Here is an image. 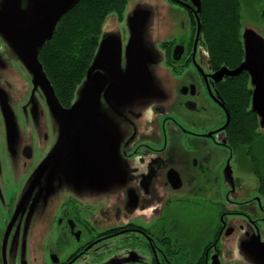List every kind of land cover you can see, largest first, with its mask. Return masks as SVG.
Listing matches in <instances>:
<instances>
[{
    "label": "rangeland",
    "instance_id": "1",
    "mask_svg": "<svg viewBox=\"0 0 264 264\" xmlns=\"http://www.w3.org/2000/svg\"><path fill=\"white\" fill-rule=\"evenodd\" d=\"M18 1L0 0V45L3 48L0 51V197L5 203L3 210L0 209V229H27L25 239L30 237L32 242L25 246L18 240L16 246H9L10 240L6 239L14 262L46 264L43 256L46 236L44 233L36 234L34 230L37 229L34 227L54 223L59 208L68 202V199L81 201L94 208L95 212L91 217L97 220L110 221L123 216L117 201L109 199L110 195L104 189L93 185V177L98 176L93 175L99 167L97 157L106 155L107 150L119 154L118 147L128 127L127 105L129 106L131 98H137L125 96L127 89L136 88L134 85H147L148 82L153 85L154 82L158 86L156 93L147 95L151 100L141 101L147 104L148 116L151 105L164 107L166 115L176 116L174 110L181 102L178 89L183 84H188V79L186 75L173 76L165 67L161 45L172 40L180 42L191 35V29L181 2L127 0L121 17L113 13L104 19L94 56L60 122L49 115L44 101L39 98L38 88L34 87L38 79L33 74L35 71L29 67V59L26 58L28 50L22 45H17L15 34L18 29L27 30L33 40L30 43L40 46L50 31L56 29V19L73 5L75 0H26V8H22ZM186 2L198 10V0ZM239 4L244 62H255L257 56L260 58L255 70L262 81L263 98L259 104L257 94L253 93L250 108L257 109L256 102L261 107L258 123L261 133H264V24L260 18L264 0H239ZM194 39L195 46L202 53L201 66L204 68L207 59L204 39L198 38L197 33ZM250 88L255 91L253 82H250ZM85 90L87 94L84 97L82 94ZM215 99L216 103H222L220 111H226L225 103L221 102L219 97ZM201 115L203 117L198 116L197 119L203 122L204 126H195L193 118H196V115H188L183 110L178 111L177 117H188L187 123L179 117L180 124L195 135L204 133L206 139L208 138L205 141L211 143V135L214 133L212 130L215 128L212 121L216 117L208 113ZM218 120L220 117H217L215 122ZM57 144L61 147L58 148ZM73 150L79 156L77 160L71 154ZM238 157L242 156L238 154ZM45 161L48 162L45 164L43 179L39 177L38 171ZM239 163L240 170H237L234 168L235 164L226 160L219 161L209 176H216L219 182L223 183L218 189L220 193L225 192V189L234 193L233 200L240 210L250 205L261 206L263 200L258 193L257 179L252 169L243 157ZM187 174L197 179L193 171ZM36 176L40 183L35 186L32 196L23 203L22 195L27 186L23 189L21 180L26 177L29 184L35 181ZM68 178L73 180L67 183ZM15 181L21 182V185L15 194L14 203L11 204V191L5 189ZM48 182L51 191H47ZM199 188L203 189V185L184 186L177 190L175 193L185 195L184 201L172 206L170 211L172 219L184 229L180 232L185 239L199 240L200 244L207 239V229L212 216L207 211L205 202L199 198ZM102 205H105V210ZM4 209L11 211L10 218L4 217ZM146 213L149 212L135 216L146 219ZM4 220L8 221L7 225ZM137 222L141 224L139 220ZM240 227L241 230L235 227L232 235L222 240L230 243L234 239L239 241L237 245L241 249L235 252V257L226 260V250L223 260H215L213 257L210 264H264V222L257 229L248 228L243 223H240ZM256 238L258 240H255ZM42 241L43 243H38ZM225 242L220 244L222 248L232 246ZM124 255L125 253L121 254ZM117 258L119 254L110 258V263H115Z\"/></svg>",
    "mask_w": 264,
    "mask_h": 264
},
{
    "label": "flooded vegetation",
    "instance_id": "2",
    "mask_svg": "<svg viewBox=\"0 0 264 264\" xmlns=\"http://www.w3.org/2000/svg\"><path fill=\"white\" fill-rule=\"evenodd\" d=\"M172 1L182 3L191 29V35L180 42L172 40L161 45L165 67L173 76L186 75L188 79V84H183L178 89L181 102L174 110L176 116L166 115L164 107L157 105L150 106L148 116L147 107L141 102L145 98L141 97L135 103L130 100L126 116L128 127L118 147L119 155L112 157L110 161H102L98 173L99 185L101 184V188L110 195L109 199L117 201L123 216L110 221L97 220L91 217L95 212L94 208L81 201L68 199V202L59 208L54 223L34 227L37 229L34 230L36 234L44 233L46 236V249L43 253L46 264H210L213 257L215 260H223L224 256H227L226 260L232 259L235 252L241 249L237 245L239 241L235 239L231 243L222 241L224 237L232 235L235 227L241 230L240 223L257 229L264 222V201L261 206L250 205L240 210L233 200L234 193L227 189L220 193L218 189L223 183L219 182L218 177L209 176L219 161L231 162L235 164L234 168L240 170L238 165L242 157H238V153L229 145L226 136L229 124H226L227 116L219 109L222 103L215 102V98L219 97L217 87L225 84V79L223 77L214 81V76L219 70L210 67L208 57L206 66H201L202 53L195 46L194 39L198 28L196 18L191 16L194 17L196 10L190 7L186 0ZM18 4H21L22 8L27 7L26 0H19ZM197 37L202 38L200 31ZM2 50L0 45V51ZM38 95L41 97L40 91ZM125 97L129 98L128 95ZM177 110L196 115V118H193L195 126H204V123L197 119L198 116L203 117V113L213 114L215 120L220 117L218 122L212 121L215 128L212 130L214 133L211 135V143L205 141L208 138L206 139L204 133L199 136L185 129L180 124L179 117L184 123L188 122V117H177ZM170 170L177 172L179 176L180 186L175 190L167 181ZM190 171L195 173L198 181L187 174ZM21 181L22 185L21 182L15 181L5 189L11 191V204L15 201V194L20 185L24 189L28 184L26 177ZM199 185H203V189L198 190L199 198L205 202L207 211L212 216L207 229V239L200 242L201 245L199 240L185 239L180 232L184 229L172 219L170 211L172 206L184 201L185 195L175 193L177 190L184 186ZM86 194L85 196L89 197ZM130 196L137 206L134 210L130 206ZM73 198L75 199L74 194ZM3 206L5 203L0 197L1 210ZM102 206L105 210V205ZM7 210L3 211L6 218L11 216V211L8 210V213ZM145 212H149L145 214L146 219L141 216L138 218ZM6 221L4 220V223L7 225ZM25 230L27 229L24 227L0 229V264H17L18 261L14 262L7 248L6 239L10 240L9 246H16L17 240L25 246L32 242L30 237L25 239L28 233ZM223 242L232 246L222 248L220 244ZM224 251L226 254L223 256ZM123 253L125 255L121 256ZM117 254L119 258L115 263H110L109 259Z\"/></svg>",
    "mask_w": 264,
    "mask_h": 264
},
{
    "label": "trees",
    "instance_id": "3",
    "mask_svg": "<svg viewBox=\"0 0 264 264\" xmlns=\"http://www.w3.org/2000/svg\"><path fill=\"white\" fill-rule=\"evenodd\" d=\"M76 1L57 21L51 38L42 45L38 54L39 64L63 108L70 106L77 86L84 79L104 19L113 13L121 17L127 2ZM199 6L200 35L204 39L210 67L214 70L237 69L244 62L239 0H199ZM260 18L264 24V6ZM224 79L226 83L217 87V93L229 114L227 140L234 152L247 160L257 179L260 198L264 201V133L259 132L258 118L250 108L251 80L245 72Z\"/></svg>",
    "mask_w": 264,
    "mask_h": 264
},
{
    "label": "water",
    "instance_id": "4",
    "mask_svg": "<svg viewBox=\"0 0 264 264\" xmlns=\"http://www.w3.org/2000/svg\"><path fill=\"white\" fill-rule=\"evenodd\" d=\"M76 2L77 1L75 0V3ZM198 6H199V0H198ZM70 7L68 9L64 10L62 12V14H60V16L56 19V23L60 19V17L66 11H68L70 9ZM199 10H200V6L198 7V10L194 12V17L196 18V25H197L196 28H198L197 29V34L200 31L199 18L197 17V14H198ZM53 32H54V30L50 31V34L46 37L44 43L51 38V36H52L51 34ZM29 34H30V32L27 31V30L18 29L17 33L15 34L16 43H17V45L19 44V45H22V46L26 47V49L28 50V52H27L28 55H26V58L29 59V62H28L29 67H31L30 69L35 71V72H33V74L36 77V79H38V82L35 83L37 85V87H36V85L34 86L35 89L38 88L37 90L40 91V93H41V97L39 95L38 96L40 97L41 100L43 99V101H44V103H45V105L47 107V110L49 111V115H52L53 117H55L56 119H58L61 122L62 121V116H63V114H64L66 109L63 108L60 105L59 101L56 99L55 94H54V89H52L48 79H46V76L44 74L43 68L41 67V64H39V61H38V54H39L40 48L42 47V45L44 43L41 44L40 46H38V45L35 46V45L31 44L30 41L33 42V40L29 36ZM31 45L34 46L35 49ZM256 58L257 59H256L255 62H248V63L243 62L240 66L237 67V69H234V70H228L227 68L226 69L225 68L219 69V72H217L215 74V76H214V81L215 82L219 81L223 77H231V78L237 77V75H240L241 73L245 72V73L249 74V77H250V80H251L250 82L251 83L253 82L254 85H255V91L256 92L254 90L252 91V89H251V91H252L251 99L253 97V93H255V95L257 94L256 96L258 97V102L260 104L261 100L263 98V93L261 91L262 81L260 80V78H259V76H258V74H257V72L255 70V66H257L259 64V62H260V58L258 56ZM88 72H90V70H88ZM88 72H87V74H88ZM91 83L92 84L94 83V79L91 81ZM155 84L156 83L153 82V85H152L151 82H150V84L148 82L147 85L142 84V83H140L139 85H134L133 87L136 86V88L127 89V94L126 95H128L129 97H138L137 99L136 98H131L130 99V100H134L133 103H135L136 101H138L141 98L140 95L144 96L145 99L148 100L150 98H148L147 95L148 94L151 95L153 92L156 93V90L158 89V86L155 85ZM86 94H87V91L85 90V93L83 92L82 96L85 97ZM258 102H256V107L258 106L257 109H252L251 108L252 112H254L256 114L257 118H258V115H259L258 113L261 112V109H260L261 107L259 106V104H257ZM146 103H147V101H146ZM145 106H146V104H145ZM225 114L227 116L226 124H228L229 123V114H227L226 112H225ZM260 129H261V127H260V124H259V132H261ZM65 133H67V132H65ZM65 133L64 134L62 133V135H65ZM56 146L58 148L61 147V145H59V144H57ZM106 152H107L106 155H99L97 157L99 167H98V171L96 173H94L93 175H98V173L100 172V166H101L102 161H107V160L110 161V159H112V157L116 158V156L119 155L117 153L113 154V153L109 152L108 150ZM71 154H73L75 160H77V158L79 157L76 154L75 150H73ZM47 162L48 161H45V163L42 165V167L38 171L39 177H41L43 179L45 178V164ZM68 175H70V174H68ZM71 179L73 180V178H68L67 183H69ZM167 181L170 183V185L172 186V188L174 190L177 189L178 186H180L179 185L180 184L179 176H178L177 172H175V171L170 170L168 172ZM98 182H99V175L97 177H93V185L94 186L98 185L99 187H101V184L99 185ZM39 183H40V179L37 177L35 179V181L30 182L28 185H26L27 186L26 187V191L24 192V195H22V198L24 200L23 203H25L27 201V199H29L32 196V194L34 193V190H35V186H37ZM46 188H47V191H51L52 190V188L49 185V182L46 184ZM35 194H34V196H35ZM129 195H130V193H129ZM131 197L132 196H130V206L134 210V208H136L137 206H136V203L134 202V199L131 198ZM135 201H136V198H135Z\"/></svg>",
    "mask_w": 264,
    "mask_h": 264
}]
</instances>
